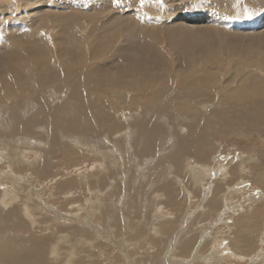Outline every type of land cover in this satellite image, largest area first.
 Segmentation results:
<instances>
[{
  "label": "bare ground",
  "instance_id": "bare-ground-1",
  "mask_svg": "<svg viewBox=\"0 0 264 264\" xmlns=\"http://www.w3.org/2000/svg\"><path fill=\"white\" fill-rule=\"evenodd\" d=\"M33 1L3 0L0 2V17H4L6 20L4 23L7 26L29 29V32H23V35L18 33L21 31L19 30L17 33L20 35L12 36L13 38L10 36V34L14 35L13 33H1L3 35L0 38V43L3 42L0 52V264H74L72 256L75 250L84 251L90 248L87 241L91 235L84 228H78V223H70V226L63 228L58 221L52 220L53 216L69 221L78 222L80 220L82 209H78L79 214L76 213L77 211L68 213L69 205L76 203L73 200L74 197L66 195L64 201L60 202L63 205L62 208L68 207L64 214L60 210L61 206L56 208L45 203L43 195L49 190L61 193V191L72 189L75 183L72 177H69V181H65L63 172L66 169L57 162L58 158L70 168L76 167V164L81 161H88L87 159L96 161L97 157L103 155L98 148L104 144L109 149L114 147L110 152L119 160L120 158L125 159V156L131 157L135 165L134 169L139 166L136 163L138 157H153L156 151H159V160L162 161L157 162H162V164L157 163L161 168H156L155 165L151 167L153 169L150 172L155 175V178L150 187L153 191L162 192L168 205L179 198L169 180L177 176L174 175L173 170L177 173L181 171L177 169L179 157L184 154L188 156V159L192 157L205 162L210 158V153L212 155L215 153H213L215 141H231L234 144L243 143L249 146L246 152L255 154L253 159L243 157L240 162L237 160V163H240L238 167L244 169L249 161L257 162L259 168L256 169L255 180L260 181L261 188H264V162L260 164L258 161V158L264 161V145L256 147L259 140L264 137V16L240 22L241 20L230 17L237 8V4H234V0H227L226 8L230 9L228 14L212 13L208 9L205 15L182 16L169 19L161 25L163 23L161 18L153 24V21L145 18L146 14L142 13L144 9L133 7L132 2L136 0H129V2L128 0H115L117 4L120 3L118 9H121L122 14L124 13L123 22L128 25V27H121L118 24L112 26L113 17L117 16V13H111L109 9L104 8L109 0H96L93 7H100L102 12L93 13L89 10L90 7H86L84 12L72 13L82 20L87 19L93 24L98 23L96 25L101 27L102 33L107 31L104 36L97 34L98 37L95 35L96 38L93 41L88 40L86 49H83L79 48L80 40L74 41V37H72V43L68 44V32L70 39V31H74L71 28L72 18L68 16L71 12L60 10L64 5L67 6V3L50 0L54 5L51 4V8L47 6L50 13L49 21H51V26H49L50 24H46L43 18L38 16L44 7L42 1L37 0L31 4ZM127 4H130L131 9H128ZM141 4L143 6V3ZM29 5L31 9L24 11ZM75 5L80 6L78 3ZM55 7H58L59 11L52 16L51 13L55 12ZM54 26L59 32L61 31L60 35L58 33L57 37L47 39L46 30ZM221 27L227 28V32L220 35ZM23 38L26 40H21ZM65 94H68L67 99L60 103L58 99ZM127 114L130 116L127 117ZM163 114L167 117L171 114L172 117L174 114L179 115L181 119L177 117V120L189 125L185 127L186 132L184 128H180L179 137L172 134L169 136L173 139L170 146H167L164 141L161 142L163 139L160 138L162 128H167L169 133L172 132L167 119L160 116ZM112 115L115 118L113 121ZM167 129H165L166 132ZM155 134L159 136L157 139ZM167 161L175 163L177 167L168 166L166 168ZM128 164L132 166L131 163ZM92 166L93 170L101 168L95 163ZM117 166L115 163L111 170L106 169V175L112 174ZM56 168L64 170L59 171L58 174L53 173ZM183 170L189 176L188 179L190 178L189 181L193 187L201 188L207 180L203 176L207 177L209 171L213 173L209 166L192 163H186ZM29 171L33 179L35 178L33 183L36 184L34 187L36 189L26 188L23 185L22 175ZM73 174L79 179L77 181H80L79 187L81 185L91 186V180L96 185L103 184V177L99 175L94 180H88L85 172L75 170ZM125 174L127 178L128 175L126 172ZM49 178H52L51 181L58 178L60 180L56 185H49L47 184ZM140 178L143 179V174ZM213 185L216 184L213 183ZM30 186L33 185L30 183ZM212 190H208L211 198L207 196L201 202L203 205L201 211L215 214L220 205L227 210L230 207L228 199L231 198V192L233 196V191L230 189L229 196L225 194L223 199H219L220 188ZM41 191L43 193H40ZM113 191L116 193L117 187ZM222 192L221 190V197L224 194ZM69 193L71 192L69 191L68 195ZM102 193L107 196L105 192ZM72 195L75 196V194ZM186 200L179 199L178 201L181 205ZM50 201L52 204L54 200ZM103 202L105 203L104 200ZM39 204L49 209L45 214H40L41 216L37 213ZM253 205L249 206L246 215L241 217L237 213L240 218L236 221L237 226L234 229L236 235L231 248L236 254L243 256H248L253 252L256 245L253 242H255L256 233L259 232L257 228L260 224L257 225V219L262 217L261 212L264 205L261 209L254 211ZM100 209L103 213L108 212V207L102 203ZM133 209L134 207H131V211ZM159 213L157 217L164 221L161 224L160 234L162 236L170 234L165 241L166 253L169 248L175 251V248H178L175 246L176 243L180 245L181 254H185L186 251L191 252L195 240L192 239V233L186 235L189 228H179V223L175 224L178 215L175 218L173 214L167 212L159 211ZM193 213L191 212V215ZM200 216L199 212L198 217ZM49 221L54 223H49ZM188 223H190L189 220ZM40 224L49 231L47 237L37 238L33 235L32 229ZM131 224L137 227L131 230L134 237L151 235L144 231L146 224L141 227L138 222H134V219ZM227 224L229 225L228 222ZM77 234L81 235L79 240L74 239ZM221 238L222 235L218 240L214 239L213 244L216 242L221 244L223 242ZM65 240L68 241V246L62 245ZM94 245L98 248L101 246L99 242ZM216 246H212V258L216 257V261H219L221 258H219V253L215 252ZM221 247L225 249L224 246ZM84 252L89 254V250ZM151 252L153 253V250ZM262 256H264L263 253ZM154 264H161L160 259ZM173 264L188 263L181 260L173 261Z\"/></svg>",
  "mask_w": 264,
  "mask_h": 264
},
{
  "label": "rangeland",
  "instance_id": "rangeland-1",
  "mask_svg": "<svg viewBox=\"0 0 264 264\" xmlns=\"http://www.w3.org/2000/svg\"><path fill=\"white\" fill-rule=\"evenodd\" d=\"M36 1L37 0H34L31 4L35 3ZM39 1H42V6H44V7L40 10L41 13L38 16L42 17L43 20L45 21V23L50 24L49 26H51V21H49L50 13L48 12V10H49L48 7L50 6V8H51L54 4L50 0H39ZM92 1L93 0H86V2H85V0H76V2H75V0H59V2L68 4L67 5L68 7L66 5H64L60 10H66L67 13H68V11L71 12V13H68V16L70 18H72L71 23L72 22L73 23L71 24V28L74 29V31L73 30L70 31V34H71L70 39H69V32H68V35H67L68 36L67 37L68 38V40H67L68 44L72 43L71 40H72V37H74L75 38L74 41L80 40L79 44L80 43L81 44L79 45V48L84 49L88 45L87 44L88 40L91 42L94 40V38L98 37L97 34H102L104 36V33L107 32V31H104L102 33V30H100L101 27L99 28V26L96 25L98 23L95 22L93 24V22H89L87 19L82 20L78 16L72 14V13H76V12H84V10H86V7H90L89 10H92L93 13H96V12L100 13V11L102 12V9L100 10V7L99 8H97L96 6H95L96 8L93 7V4L96 2V0H94V2H92ZM0 2H3V0H0ZM82 2H84V4H82ZM128 2H129V0H128ZM57 3H58V0H57ZM69 3H71V4L69 5ZM76 3L80 4V6L75 5ZM141 3H143V6H141L142 5ZM51 4H52V6H51ZM119 4H117V1L115 2V0H109L107 6L104 8L109 9L111 13H117V16L113 17L114 21L112 23V26H114L115 24H118L121 27H125V26L128 27V25L123 22L122 17H125V16H122L124 13L122 14L120 12L121 9H118ZM132 4L134 5L133 7H140L142 9H144V12H142V13H145L146 14L145 18L147 20L153 21V24L156 23L158 18H161V22L163 20V23L161 25L168 22L169 19H176V18H180L182 16L205 15V13L207 12L208 9L210 11H212V13H214V12L218 13L219 12L220 14H226V13L228 14V12H230V9L226 8L227 0H136V1H133ZM234 4H237V6H236L237 8H235L234 13H231L230 17L241 20L240 22L250 21V20H254L255 18H261L264 16V0H248V1L244 0V2H243V0H234ZM83 5H85V7ZM129 5H128V9H131V6H129ZM30 9H31V5L27 6L24 9V11L30 10ZM55 9H56L55 12L51 13L52 16L56 15V11H59L58 7H55ZM94 9H95V11H94ZM97 9H99V10L97 11ZM125 13H126V10H125ZM76 18H78V19H76ZM139 19L143 20L142 18H139ZM75 21L79 22V23H76ZM4 22H6V20H4V17H2V18L0 17V38L3 35L1 33H5V34L6 33L7 34L13 33L14 35L10 34V36L16 37L17 35H20V34L23 35L26 31L29 32L28 28L24 29V28H17V27H13V26H7ZM54 22H56V21H54ZM59 24L60 23H58V25ZM157 24H158V26L160 25L158 22H157ZM75 25L79 28H77ZM88 25H89V27H88ZM92 25H94V26L92 27ZM83 27H85L86 29L84 30ZM36 29H38V28L36 27ZM78 29H79V31L77 32ZM80 29H81V31H80ZM19 30H21V31H19ZM45 30H44L43 35L45 34ZM17 32L20 34H18ZM60 32H59L58 28H55V26L50 27L46 30L45 36H47V39L48 38L49 39L55 38V37H57L56 35L58 33L60 35ZM87 32H89V33H87ZM224 32H227V28L221 27L219 29V34L221 35ZM76 34H78L79 36H77ZM81 35H82V37H81ZM95 35H96V37H95ZM105 35H106V33H105ZM76 36H77V40H76ZM89 36L91 37V39ZM21 40H26V39L23 38ZM83 40H85V41L83 42ZM2 43L3 42L1 41L0 52L2 50V46H1ZM82 43H84V44H82ZM82 45L84 47H82ZM67 96H68V94H65L62 97H60L58 99V100H60V103L63 102V100L67 99ZM63 97H66V98H63ZM171 115L168 117L166 114L160 115L163 118L167 119V121L169 122V124L172 128L171 133L168 132L167 128H162V132H160V134H162L160 136V138L163 139V140H161V142L164 141V143L167 146H170L172 144L173 139L171 137V139H172L171 140L169 137V136H171V134L176 136V137H179L180 128L181 129L184 128V132H186L185 127L189 126L187 123H183L182 121L177 120V117L180 118L179 115L176 116L174 114V117H172L173 115L172 116ZM128 116H130V114H127V117ZM112 117H113V115L111 116V118ZM124 119L122 121H124ZM113 120H115L114 117L112 118V121ZM165 129H167V132ZM158 137L159 136L156 135V139ZM170 141H171V143H170ZM259 141L260 142H258V145H256V147H260L259 145H264V137L261 138V140H259ZM215 142H216V144L213 145L214 146L213 147L214 148L213 153L214 152L215 153L213 154L214 156L212 155V153H210L211 155H210V158L208 159L209 161L207 160L205 162H201V161H198L197 159L191 157L190 158L191 162H190V159H188V156L187 155L185 156L184 154L179 157L180 158L178 161L179 163H177V165L179 167H177L175 165V163L167 161V167L166 168H168V166H172V167H177V169L181 170L178 173L175 172V170H173V172L175 173L174 175H177L174 178H177V179L176 180L174 178L169 179V180H171L170 185L178 193V195H179L178 200L179 199L180 200L187 199L186 201H183L184 203L182 202L181 205H180L178 200L174 201L171 204L172 207H171V205L167 204V201L165 200V196L162 192H160L158 190H156L158 192L153 191V188L150 187L152 182H153L152 181L153 178H155V175L152 174V172H150L153 169L151 167H153L155 165L156 168H161L160 165L162 164V162H157V161H162V160H159L160 159L159 158L160 156L158 154L159 151H156V153L153 155V157L152 156H150V157L149 156L138 157L136 163L139 166L136 169L133 168V166H135V165L132 163L131 157L127 158L125 156V159L120 158V160H119L116 156L112 155V153L110 152V150L113 149L114 147L113 148L111 147L109 149V147L105 146V144L103 145V146H105L104 147L105 149L104 148L102 149L103 146H101L99 148L97 146V148L103 153V155H101L100 157H97L96 161H94L92 159H87L88 161H81L78 164H76V167L70 168V167L66 166V164L64 162H62L60 158H58L57 162H59L61 164V166L64 167V169H66V170H64L63 168L62 169L56 168L55 169L56 171L53 173L58 174V172L59 171L62 172V170H64V172H66V174L72 173L71 175L69 174L66 176V174H64V172H63L64 179H65V181H69V177H72L73 178L72 180H75L76 184L73 182L74 185L72 186V189H67V190L61 191V193L59 191H55V190H54L55 193L52 190L45 191V194L43 195V196H45L44 202L53 206V207H56V208L61 206L60 210H62V212H64V211L67 212L68 207L65 206L64 208H62L63 205H61L60 202H62V200L64 201V198L66 197V195L68 197L73 196L74 197L73 200H75L76 203L75 204L73 203L75 206L73 204H70L71 206L69 205L68 213H73V212L77 211L76 213L79 214L80 211H78V209H82L81 210L82 212H80V213H82V214H80L81 215L79 218L80 220L78 222L69 221L65 218H58V217L55 218L54 216H53L54 219L52 218V220L58 221V223H60L61 227H63V228H66L67 225L70 226V223L71 224L78 223L77 224L78 228H84L91 235V238L88 239V241H87V245H90V248L87 250H84V251L89 250V254L84 252L83 250H80V249L75 250V252L73 253V256H72V258L74 259V264H154V262H157L158 259H160L161 264H173V261H181V260L187 261L188 264H199V263L200 264H227L228 261H229L228 264H242V262H243V264L244 263H246V264H264V261H263L264 256H262V253L264 255V237H263L264 236V232H263L264 231V222H263L264 221V206H263L264 205V196H262V195H264V188H261L262 184L260 181L255 180L256 179L255 178L256 169L259 168V166H258L257 162L249 161V164L245 165V167H244V169H246V170H244L243 168L240 169V167H238L240 165V163H237L238 161L240 162L241 159H243V157L246 159H253V155H255V154H253V153L248 154V152H246V150L249 148V146H247L243 143H240L238 145V144H234L231 141H220L221 144H220V142H217V141H215ZM217 143H218V145H217ZM222 143H224V144H222ZM215 145H217L218 147ZM221 145H223L224 147ZM168 149H170V148L168 147ZM261 149H263V148H261ZM209 152H211V151H209ZM108 156H110V157H108ZM56 157H58V156H56ZM155 158H157V159H155ZM102 160H104V161H102ZM99 161H101V163ZM148 161L151 162L152 164L151 163L149 164ZM258 161H260V164H262L264 162L262 158H258ZM93 163H95L98 166H101V168H100L101 171H100V169L93 170L94 169V167H93L94 165L92 166ZM115 163H116V166L118 165L117 169L112 174L106 175L105 170L106 169L111 170V168H113V166H115ZM128 163H131L132 166ZM157 163L158 164L161 163V164L158 166ZM186 163H189V164L192 163L194 165L195 164H199V165L201 164V165H206V166L211 167V170H212L211 172H213V173H210V171H209V173L211 175H209V173H208L207 177H206V175L203 176L204 179H207L205 182V185L202 186V188L204 187L203 189L199 186L193 187V184L191 183V181H189V179H190V178L188 179L189 176L183 170ZM87 164H88V166H87ZM147 164H149V165H147ZM79 165H81V166H79ZM213 165H215V166H213ZM120 167H121V169H120ZM58 168H60V167H58ZM220 168L222 169V171H220L221 170ZM140 169H142V170H140ZM214 169H215L216 173L214 172ZM75 170H79L80 172H85L86 175L88 176V180L89 179L94 180L99 175V176L103 177L102 178L103 184L102 185H99V184L96 185L95 182L91 180V182H90L91 186L83 187V185H81L79 187L80 181H77V179H78L77 176L75 174H73ZM128 170H130V171L128 172ZM166 170L168 171L169 169H166ZM161 171L164 173V169H162ZM125 172L128 175L127 178L125 177V175H126ZM217 172H218V175H217ZM78 174L79 173H77V175ZM132 174H135V175H132ZM141 174H143L142 180L140 178ZM212 176H214V177H212ZM22 177L24 180L23 185L26 188H31V187L34 188L36 186V184L33 183L35 178L33 179L32 173L30 171L28 173L23 174ZM209 177H210V179H208ZM220 177L221 178L225 177V179H221ZM230 177H232V178H230ZM28 178H30V179H28ZM183 178H184V180H183ZM213 178H214V180H213ZM46 179H48V177ZM85 179H87V178H85ZM51 180H52V178H49V180H47V184L56 185L57 182L60 180V178H58L54 181H51ZM61 180H63V178H61ZM207 181H208V183H207ZM216 181H217V183H216ZM30 183L33 186H30ZM77 183H78V185H77ZM213 183L216 185L214 186ZM187 185L189 187H187ZM75 186H77V187H75ZM81 187L83 189H81ZM113 187L114 188L117 187L116 193H115V191H113L114 190ZM209 188L213 189V190L220 188V191L222 190L224 192V194L221 197V193H220V191H218L219 199H223L225 194H227L229 196L230 195V189H231V191H233V193H234L233 196H232V192H231V195H230L231 198L228 199V201H230V205H229L230 207L227 210L225 209L224 206L222 208V206L220 205L216 209L215 214L214 213L213 214H207L208 213L207 211L205 213L201 211L202 206H203L201 202L203 200H205V198L207 196L209 197V199L211 198V195L208 193V190H210ZM34 189H36V188H34ZM108 189H109V191H108ZM79 190L81 191L80 194H79ZM69 191L71 193H69V195H68ZM237 191L239 192V194H243L245 196H242V195L239 196ZM57 192H59V193H57ZM102 192H105L107 196H105V194H103ZM235 192L237 193V195L239 197L236 195ZM40 193H43V191H41ZM119 193H120V195H119ZM191 193L192 194L196 193V194L192 195ZM244 193H246V194H244ZM72 194H75V196ZM111 194H113V196H111ZM78 195H80V196H78ZM154 195H155V197H154ZM246 195H247V197H246ZM92 196H93V198H92ZM248 196H251V197H249L251 199H249ZM100 197H101L100 200L102 202L99 200ZM112 197H114V198L110 199ZM240 197H241V199H240ZM147 198H149V200ZM191 198H192V200H191ZM243 198H245L246 200H244ZM253 198L254 199L256 198V199L254 200ZM52 199L54 201L51 204L50 200H52ZM247 199H249V200H247ZM103 200L105 201V203L103 202ZM107 200H109V201H107ZM101 203L108 207V210H107L108 212L103 213L101 211V209H100ZM148 204H150V205H148ZM240 204L242 205V207ZM256 204H258V206L259 205H261V206L258 207ZM41 205L42 204H39V210L37 211V213L39 215L45 214V212H48V210H49L46 208L45 205H42V206ZM55 205H57V206H55ZM252 205H253V211L258 209V208L261 209V207L263 206V208H262L263 211L261 212V210H260L262 217H258V219H257V225L259 223L260 224L258 225L259 227L257 228V231H259V232L256 233L255 242H253L254 244H256L254 246L253 252H251L248 256H243L240 254H236L232 250L231 244L233 243L232 242L233 238L236 235L235 234L236 230H234L235 227L237 226L236 221L240 218V216L242 217V216L246 215L247 214L246 212H248L249 206H252ZM244 206H245V209H244ZM43 207H45V208H43ZM131 207L132 208L134 207V209L132 211H131ZM135 207H137V208H135ZM175 207H177V208H175ZM194 208H196L197 210ZM236 208H239V209L236 210ZM43 209H44V211H43ZM147 209H148V211H146ZM224 210H226V212H228V211L229 212L226 213V212H224ZM159 211H162L164 213L167 212V213L173 214L175 216V218L178 215V217H177L178 220L176 219L177 222L175 224L178 225V223H179V228H183V227H185V229L189 228L188 231L186 232V235L189 233H192L193 234L192 239L195 240L193 248L190 250L191 252L186 251L185 254H181L180 245L179 244L177 245V243H176L175 246L178 248H175V251L170 250V248H169L168 253H166L167 251L165 249L166 248L165 241H166V239H168L170 234H166L165 236H162L160 234L161 224L164 221L161 220L160 217L159 218L157 217L158 215H160ZM193 211H194V213H193ZM39 212H41V213H39ZM65 212H64V214H65ZM191 212L193 213L192 215H191ZM199 212L201 213L200 217H198ZM222 212H223V215L221 216ZM234 212H236V214ZM237 213L240 216H238ZM59 214H62V213L59 212ZM109 214H111V215H109ZM142 214H143V216H142ZM103 215H104V217H103ZM148 215H150V216H148ZM87 216H88V218H87ZM190 216H192V217H190ZM228 216H230V218ZM258 216H260V214ZM149 217H150V219H149ZM220 217L221 218L223 217V218L221 219ZM231 217H233V218H231ZM40 218H41L40 220H42V217H40ZM97 219L100 221H98ZM133 219H134V222L135 223L138 222L141 227H142V225L144 226V224H146L147 227L145 228V230L144 229L143 230L146 233H151V235L144 236V237H134L133 234L131 233V230L135 229L137 227H134L136 225L131 224ZM184 220H186V221H184ZM188 220L190 223H188ZM60 221H62V222H60ZM52 222L53 221H49V223H52ZM214 222H215V224H214ZM227 222L229 223V225L227 224ZM212 223H213V225H212ZM230 223H231V225H230ZM45 224H47V223L45 222ZM111 225H112V227H111ZM182 225H184V226H182ZM88 226H90V227H88ZM192 227H194L193 230H192ZM229 228H231V229H229ZM261 228H263V229L261 230ZM44 229H46V227L44 225H41V224L35 225L34 228L32 229L33 235H35V237H37V238L47 237L49 231L47 229L46 230H44ZM154 229H156V230L154 231ZM92 233L95 235H93ZM104 234H106V235H104ZM206 234L208 236H206ZM258 234L259 235L261 234V235L259 236ZM220 235H222L221 239L223 240V242L221 244H220V242L219 243L216 242L215 244H213V242H214L213 240L214 239L218 240ZM80 237H81V235L77 234L74 237V239L79 240ZM256 239H258L259 241H257ZM158 240H160V241H158ZM224 240H226V241H224ZM67 242L68 241H66V240L63 241L62 245L68 246ZM95 242H97V243L99 242L101 244L100 248H98L94 245V244H97ZM161 242H163V243H161ZM119 245H121V246H119ZM213 245L218 246V247L216 246L215 252L219 253V255H220L219 258H221V260H219V261H216V259H217L216 257L212 258V255H213L212 254V248H213L212 246ZM221 246H224L225 249L222 248ZM93 247H94V249H93ZM98 249H99V251H97ZM164 249H165V251H164ZM152 250H153V253L151 252ZM258 251H260V252H258ZM85 253L87 254V256L85 255ZM152 254H153V257H152ZM88 255H89V257H88ZM173 256H176L177 258L173 257ZM227 256H228V258H227ZM181 257H182V259H181ZM199 259H200V261H199Z\"/></svg>",
  "mask_w": 264,
  "mask_h": 264
}]
</instances>
